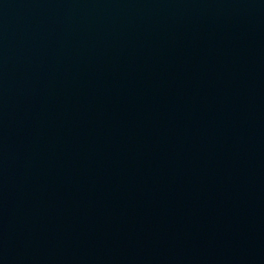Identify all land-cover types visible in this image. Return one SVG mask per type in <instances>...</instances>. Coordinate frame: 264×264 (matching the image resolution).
Instances as JSON below:
<instances>
[{
  "label": "water",
  "instance_id": "95a60500",
  "mask_svg": "<svg viewBox=\"0 0 264 264\" xmlns=\"http://www.w3.org/2000/svg\"><path fill=\"white\" fill-rule=\"evenodd\" d=\"M0 264H264V0H0Z\"/></svg>",
  "mask_w": 264,
  "mask_h": 264
}]
</instances>
